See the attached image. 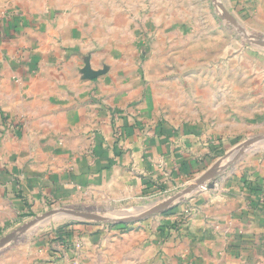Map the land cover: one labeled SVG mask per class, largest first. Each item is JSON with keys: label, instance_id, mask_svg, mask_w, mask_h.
Masks as SVG:
<instances>
[{"label": "crops", "instance_id": "obj_1", "mask_svg": "<svg viewBox=\"0 0 264 264\" xmlns=\"http://www.w3.org/2000/svg\"><path fill=\"white\" fill-rule=\"evenodd\" d=\"M16 17L9 19L11 28L3 26L10 35L13 31L12 38L0 35V97L11 99L5 114L13 124L0 117V240L83 192H104L114 202L156 198L135 205L145 206L211 172L204 185L172 207L173 217L156 231L159 253L171 264H264V151L215 168L209 155L224 140H215L201 126L155 119L111 99L97 109L95 96L120 92L89 89L95 82L91 73L81 74L84 63L68 55L76 43L73 26L48 24L39 34L26 16L20 37ZM90 66L95 71L98 62ZM34 82L36 88L27 89ZM29 93L56 98L55 105L31 102L56 110H30V101L20 100ZM54 129L69 131L58 135ZM75 222L66 229L77 227L79 233L87 223ZM107 224L87 226L80 234L83 244ZM81 236L72 241L81 245ZM75 243L53 247L47 242L34 264H70L81 251Z\"/></svg>", "mask_w": 264, "mask_h": 264}, {"label": "rangeland", "instance_id": "obj_2", "mask_svg": "<svg viewBox=\"0 0 264 264\" xmlns=\"http://www.w3.org/2000/svg\"><path fill=\"white\" fill-rule=\"evenodd\" d=\"M26 16L39 34L48 24L73 26L76 43L68 55L84 63L81 74L91 73L95 82L89 89L120 92L95 96L97 109L111 99L155 119L201 126L215 140H224L209 155L215 168L227 164L239 149H245L243 154L264 151V143L257 144L264 138V0H7L0 1V35L6 32L7 39L12 38L13 31L10 35L3 26L10 27L9 19L16 17L13 25L21 37ZM93 60L98 62L95 71ZM35 82L27 89L36 88ZM26 96L20 100H29L30 110L45 114L57 108L31 105L33 99L55 105L56 98ZM8 104L10 98L0 97V117L13 126L10 114H5ZM50 131L62 135L69 130ZM178 189L159 198L181 192L184 185ZM148 200L114 202L104 192L87 191L62 207L114 217L115 211L134 212L135 205ZM172 209L130 223H109L86 245L80 234L95 221H86L77 233L79 228L73 226L78 222L58 220L53 214L45 224L43 217L50 211L36 214L0 249V264H34L47 242L64 247L59 231L70 225L67 242L74 244L77 236L82 242L75 243L81 251L70 264H171L159 253L156 231L173 217Z\"/></svg>", "mask_w": 264, "mask_h": 264}, {"label": "water", "instance_id": "obj_3", "mask_svg": "<svg viewBox=\"0 0 264 264\" xmlns=\"http://www.w3.org/2000/svg\"><path fill=\"white\" fill-rule=\"evenodd\" d=\"M257 144L264 143V138L258 140ZM247 149H251L253 145L245 144ZM246 149V150H247ZM245 149H239L236 153L237 155L235 157L232 156L230 160L227 163H232L236 161L238 158H240L243 154ZM211 174H206L202 178L196 180L193 184H191L186 189L182 190L181 192L167 198L164 200H160L154 204H148L145 206H136V210L134 212L129 210H119L115 211L114 214L116 216L114 217H106L102 216L96 213L92 212H85L80 210H75L72 208H62L59 210H52L48 214H46L43 217V223L47 224L51 222L53 218V214L55 215V219L58 220H73V221H95V222H106V223H130L136 220H140L142 218L148 217L152 214L162 212L166 209L172 208L179 202L183 201L185 198H187L190 194H192L194 191H196L199 187L205 184L208 176ZM28 225L23 226L22 228H26ZM21 228V229H22ZM12 238V234L9 236H5L0 240V249L3 248L7 242H9Z\"/></svg>", "mask_w": 264, "mask_h": 264}, {"label": "trees", "instance_id": "obj_4", "mask_svg": "<svg viewBox=\"0 0 264 264\" xmlns=\"http://www.w3.org/2000/svg\"><path fill=\"white\" fill-rule=\"evenodd\" d=\"M59 233H60V236L64 238L63 241H66L67 240V237L70 235L71 232H69V230H67L66 228H64V230H60Z\"/></svg>", "mask_w": 264, "mask_h": 264}, {"label": "built area", "instance_id": "obj_5", "mask_svg": "<svg viewBox=\"0 0 264 264\" xmlns=\"http://www.w3.org/2000/svg\"><path fill=\"white\" fill-rule=\"evenodd\" d=\"M80 245V244H79Z\"/></svg>", "mask_w": 264, "mask_h": 264}]
</instances>
